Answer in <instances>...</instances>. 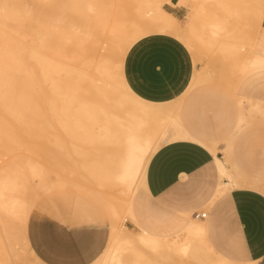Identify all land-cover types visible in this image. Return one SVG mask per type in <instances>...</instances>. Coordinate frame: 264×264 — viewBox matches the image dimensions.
Returning a JSON list of instances; mask_svg holds the SVG:
<instances>
[{"label":"bare ground","instance_id":"bare-ground-1","mask_svg":"<svg viewBox=\"0 0 264 264\" xmlns=\"http://www.w3.org/2000/svg\"><path fill=\"white\" fill-rule=\"evenodd\" d=\"M45 1L48 2L51 0H0V132H2L0 134H3L6 139L8 138L7 140L9 141V144L5 142L6 144H8V146L6 145V147H9L10 145H14V146H17V148L18 146H20L23 148L26 147V149H30V150H35L39 147L41 148V146L42 147L45 146L46 141L44 143L42 142L44 141V139L45 140L47 139V143L50 145L51 142H54L53 139L51 141L50 135L57 133L56 136L58 137V132L59 134L61 133L60 135H62V133H66L64 135H66L65 138L67 139H69V136L72 137V139H69V140L64 141L62 139L59 141L60 143L61 142L67 143L66 141L70 143L69 141H71L70 144L73 145L74 149L78 147L76 143L78 144V142L79 143L83 142L84 145L83 143H81L82 146H80L79 144V146L82 148L86 144L85 140L89 139L87 140L91 142L89 144H92L93 142V144H95L98 147L99 157L96 160V162L93 164L87 163L88 166L82 165V169L86 170L85 172H83V178L87 179L89 182H92L95 184L97 183L98 185L102 187L104 186V188L106 186V187H113V188L119 187L121 188V190L126 189L127 192H129L128 195L127 193L126 195L129 197L130 196L129 194H131V197H130L131 199L129 198L123 210L131 218V220L135 223V219L133 215L132 199L136 192L137 186H141L145 184L147 169H148V165H149V162L152 156L162 146L166 145L167 143H171V142H174L180 139V135L178 132L180 130L182 131L183 128H182V125L180 124L179 117L176 116V114L175 116L172 114V111L170 110L171 107H169L170 104L166 107H163V105L161 104H154L153 102L152 103L147 102L139 98L137 95H135L130 90V88L125 82V79L122 73H120L119 71L113 73L111 71V67H110L111 62L122 63L124 46L128 45L131 42L130 37L132 36L134 37L138 34L137 30L132 28L133 32L129 33V30L127 31L129 26L124 27V22L120 23V25L118 26L116 23L115 25L117 27H115L114 30H111V26H113L112 23L110 26L111 21L108 22L106 21L107 19L103 20L104 22L106 21L105 23L106 25H107V22L109 23L108 25V27L110 26L109 30L112 31L111 32L113 34L112 38L114 37L112 43L114 42L113 45L115 46L113 47V49H111V51L109 49L110 55L106 57H103L101 55L99 56L101 58L106 59L104 60V62L101 63V65L95 64L93 61L94 60L93 56L95 57V55L99 54V48L97 47V44L95 42H97L98 46H100V43H101L100 40L105 38L104 37L105 35H103V33L101 34V29H99L100 31H98V33L96 32V30L98 29L96 30L89 29V31L84 30V32L86 33L88 32L87 34L88 38L86 37L87 35L83 33L86 39H81V40H80V37L82 33H79L77 31L80 36L78 35L79 38H76L75 35L73 37H69L68 36L69 33H64L63 31L64 33L63 37L64 36L65 37H64V40H61L63 38H60V42H61L60 45L67 44V46L65 47L61 46L60 49L65 48V50H62L65 52L64 54L63 53L61 54L59 52L57 53L56 52L57 50L54 49V51L56 50L54 53L52 49L51 51L54 53L53 54L50 51V49L52 48L54 39L48 36H50L49 33H52V34L55 33V35H57L58 32L56 31L57 34L56 32H49L45 36L46 29H47L46 27H50L49 25H56L55 22L56 20L58 21V18L56 19L57 16H60L59 19L61 20L63 18L66 19V17L69 16V18H67V21L69 20L72 21V22L69 21V23H71V26H74V24L76 26L78 23H74L73 18L70 15H66V16L65 14L62 15L63 12L59 10V8H57L56 6L52 5L51 2L48 3L49 4L48 5L47 2L45 3ZM69 1H73V0H69ZM76 1H80L78 3H83L84 5H86V7L87 5H89L90 10L92 11H95V10L101 11L102 10L101 8H100L101 10L98 7H95L97 9H92L93 7L91 8V6L100 5L99 7H101L105 0H76ZM251 1H252L251 2L252 11H249L250 12L249 19L252 21H256L258 26L262 28V30L264 31V25L262 24L264 20V0H251ZM140 2H142V5L144 7L143 11L140 10V8L142 7L141 5H140L141 7L137 6L139 5ZM235 2H238L240 4V2H243V0H235ZM123 3L124 4L128 3V5L131 4L128 0L126 1V3L125 2ZM135 3H138V4H135ZM134 4L137 6V8H139V10L136 9L137 12L139 11V13L136 12V16L134 15L135 11L133 10V3H132V6H131L132 9L129 8L130 6L128 7V9H131V11L125 9L127 7H124V13H127L125 11L127 10L128 14H124L123 21L126 18L125 21L130 22L132 15H134V18L136 19L135 22H141L143 20H159L163 24H170V23L177 24V22L179 21L175 15L166 11L158 3L151 6L149 5L150 3H147L146 0H138V1L136 0V2L134 1ZM76 6H79V5H76ZM89 7H87V12L91 14L92 12L90 13V11L88 10ZM194 7L197 13L192 16H187V21H186L187 26H193L192 24L194 23V20L196 21L199 17L202 16V13L201 12L199 13L202 7V0H196ZM74 9H77V8H74ZM107 9H104V10L107 12L108 11ZM59 11L62 12V14L60 12L62 16L59 14L57 15L55 14V12L59 13ZM103 11H101V13H97L99 14L97 16L98 21H95L96 18H93L95 16L92 17V15H95V14H91L90 17L92 18L90 17L89 18L91 21L92 19L94 21L91 22L88 18L89 23L90 22L92 24L95 23V25L96 26L98 25V27L103 26L102 19L104 18H102L101 16V14H103L102 13ZM132 11L134 13H132ZM77 12H79L78 9H77ZM85 12H86V9H85ZM106 12L105 14H107ZM52 14L55 19L51 21ZM110 15L112 16V13ZM73 17H75V15ZM76 17H77V14H76ZM86 17L84 19L87 21ZM64 19L62 21L59 20L58 22H60L61 24H64L63 22L65 21ZM250 20L248 21L251 22ZM52 22H54V24ZM131 22L133 21L131 20ZM72 23L74 24L72 25ZM90 25L88 24L87 26H90ZM195 26L196 25L193 26V29ZM103 27H102V30L104 31ZM125 28H126V31H125ZM217 28L215 26L216 30L219 29ZM90 30H92L93 32L97 34L100 33V35H96ZM215 33L219 34L220 32L216 31ZM61 34L60 35L58 34V38L59 36L62 37ZM92 34H94L95 36L92 37L93 36ZM97 36H99L101 39L100 38L98 39ZM91 37L95 38V40L97 39L98 41H95ZM108 39H111V37ZM260 40H261L262 46H264V34L263 36H261ZM58 42L59 40H57V43ZM110 42L109 44L108 43L107 44L109 46H112ZM70 43H73V44L75 43L77 45L80 43L82 45L83 43V46H84L83 48L85 49V51L84 50H81V51L85 53V57L88 58L92 56L91 60H89L90 58L89 59L82 58L83 62L85 60L86 61H85L84 72L81 74L77 72L74 68V65L71 64V60L72 59L76 60V58H72V56L70 55L74 53V52L73 53H70V52L74 51L75 48L78 49L79 45L75 48H72V50H70L69 52V49L67 47H69ZM219 47L220 48L218 49H220V53L221 51L222 52L225 51L224 54L221 53V55L222 54L224 55V56L222 55L223 58H226V59L231 58L230 61L225 59L226 61H228L229 64H231L232 63L231 61L234 60L235 58L234 57L235 54L233 52L235 50L233 49V45L229 46V50H227L228 48L227 49L223 48V45ZM236 47H237V44H236ZM66 48L68 51L66 50ZM221 48H223L224 50ZM239 50L240 48H237L238 53H240L241 50L243 49H241L240 51ZM49 51L51 52V54L48 53ZM230 54L231 56L229 57ZM241 54H243V51L241 52ZM63 55H66L68 57L67 59L70 62H66L67 61L65 59L66 57L64 58ZM69 57L72 59H70ZM222 57H220V59ZM254 58L252 57V59ZM262 58H264V56ZM60 59H63V60L60 61ZM236 59L241 60V58L239 59L236 58ZM62 61H65V63H68L70 66H68L67 64H64V62L62 64L61 63ZM237 62L241 66L240 62L236 61V63ZM263 63H264V60L255 59L251 61L250 64L253 65V67L255 66L264 67ZM230 68L232 67L230 66ZM240 68L241 67H239V71H241ZM199 72H198V75L201 73ZM202 74H205V73L202 72L201 75ZM223 75H224V72H223ZM148 99H151V98H148ZM173 103L171 105H173ZM251 105L253 106L254 104H251ZM255 113L256 115L257 113L259 115L260 114L263 115L264 108H256L254 115ZM48 114H50V116L51 115L53 116V118L51 116L52 119L57 117L55 119H57L56 121L59 122L58 123L59 125L56 123L57 126L54 125L55 123L53 124V127L52 125H48V126H51V128L58 127L56 129L61 128L60 130L61 131L63 130L62 132H60L59 130L58 132H56L57 130L53 129L55 130V132L51 134V131H52L51 129V131L48 133L50 135L47 134V127L42 123V120L47 119L46 121H48L49 118H46L49 116ZM63 118H67V119L72 118L76 120V123L72 121L69 126V123L67 121H66L67 123L63 122L64 121ZM78 120H81V121L79 122ZM84 120H88V122L90 121L87 125L88 127L87 126L85 127L83 125L85 123ZM77 121L79 122V124H81L80 126H77L78 124ZM48 122L51 123V121H48ZM72 123H74L75 125L71 126ZM96 123L98 126L99 125L101 126L102 124L103 130L101 127L100 128L103 132L100 129H98L99 127L95 125ZM96 127H98L97 129L101 133H105L106 139L105 138L103 139L102 136H100L102 137V139H100L99 135L96 136L97 134L96 132H98ZM87 128H88V132H87ZM177 128L178 130H176ZM94 132H95L94 136L99 138V139L96 138L97 139L96 141H93L94 137L92 134H94ZM78 134H83L84 141L83 139H81V137H79ZM87 136H89V138H87ZM46 137H48L50 140ZM60 137H63V135L59 136V138ZM75 137L76 138L79 137L80 139L76 143L74 141L76 140ZM98 140H102V141H98ZM0 142H2V140ZM72 142H74L77 147H74V143ZM96 143H98V145L107 144L109 147L104 146V145H103L104 147L103 146L101 147V146H98ZM92 145H87V147L88 146L92 147ZM14 146H12V148ZM63 146L64 145H62V148H64ZM96 146L94 147L93 151H95V148H97ZM90 147L85 148V150L87 149V151H89L88 149H90ZM47 148H48L47 150H49V148L51 147H47ZM6 149H3V150L6 152ZM8 150H11V149L8 148ZM51 150L52 149H50L49 151ZM85 150L84 152L81 151L80 153H77V154H79V156L81 155L84 158L85 156L84 153L86 152ZM67 151L69 152V150ZM215 151L216 150L214 149V152ZM47 152L48 151H46V153ZM0 153L2 154V151H0ZM9 153L10 152H8V154ZM11 154H13V152H11ZM18 155H16V159H18L17 161L13 159L16 162H14L13 160L10 161V162L15 163L14 165L11 163V165L14 166V167H11L12 169H8L6 171H5L6 168H4V170L0 169V171L1 170L3 171V172H0V245H1L0 248L2 250V253H4L6 252L5 250L7 249L6 248L7 246L12 247L19 241L25 240L24 245H26V248L30 251V253L34 257L32 255L31 256L39 261V259L35 256V254H33V251L29 249L28 242L26 243L27 240L25 238V233L27 230L26 228H27L28 219L31 215L30 214L31 202H32V198L34 197L32 195V192H29L30 191V181L33 178H35V176H41L42 172L40 171L42 170L41 169L38 170L37 168L38 166L35 167V165L34 166L31 165L29 166V168L28 166H26L28 168L27 172H25L26 170L23 172L22 165L23 167H25L24 164L26 163V161L24 163L23 162L24 160L22 161L19 158L20 156L22 158V155H19V157L17 158ZM62 155L61 154L59 155L62 157V159H59L60 161L64 159ZM89 155L90 153L88 154V156ZM53 156L51 157L53 158ZM68 156L70 157L71 154H69ZM72 157L73 156H71L68 159L71 160ZM68 159L66 158V160ZM10 162L7 164V166L10 164ZM217 162H218V166H219V170H220L222 178L229 179L228 184H226L227 183L226 182L224 185H222L221 190H219L218 193H222V191H227L235 187H239L242 182L237 180L234 177L231 170L226 166V163L218 158H217ZM87 171L89 172V174L87 176H84ZM43 183H45V181H43ZM74 183H77V182H75L74 180ZM83 183L85 182L83 181ZM89 186H86V187L88 188ZM255 187H258V186H255ZM87 190L89 191L91 189H87ZM111 199H114V197ZM116 206L118 207L120 205H116ZM116 215L117 213L115 212L113 216H116ZM121 228L122 230H119L121 232L118 233L116 226L113 227V230L111 233L113 237H110L113 240H112L111 246L109 245L110 248L108 249L106 255L102 258V264H129V263L130 264H192L191 263L192 261L189 263L187 262V260L185 261L184 259L189 258L193 260L194 263L196 262L198 263V262H203L206 259L211 258V255H213L214 253V251H212L211 247L207 244L206 241H203L204 245H202L200 242L197 243L193 240H188L187 238H180L178 234L171 236V237H168V236L161 237V236H157V235L147 232L148 230L147 231L140 230L139 232L134 234L132 233L131 229H129L126 225H122ZM20 237L22 238L21 240H19ZM24 250H25V247H24ZM145 250H150L153 252V254L151 256L146 255ZM3 256L4 254L1 257ZM127 257L130 259L129 263H126V260H125ZM177 257L180 259L177 260L176 259Z\"/></svg>","mask_w":264,"mask_h":264},{"label":"crops","instance_id":"crops-1","mask_svg":"<svg viewBox=\"0 0 264 264\" xmlns=\"http://www.w3.org/2000/svg\"><path fill=\"white\" fill-rule=\"evenodd\" d=\"M179 1L166 7L180 19L185 6ZM198 71L188 47L171 34L148 35L125 56L122 73L130 90L154 104L178 102L183 128L180 139L149 162L141 185L146 200L133 202L135 225L171 237L176 226L194 222L221 262L264 264V116H243L237 97L219 82L192 85ZM217 158L227 162L239 187L218 193L229 179L222 178ZM205 209V219L196 217ZM80 217L33 214L28 233L37 256L46 264H90L103 254L109 232L102 215Z\"/></svg>","mask_w":264,"mask_h":264},{"label":"rangeland","instance_id":"rangeland-1","mask_svg":"<svg viewBox=\"0 0 264 264\" xmlns=\"http://www.w3.org/2000/svg\"><path fill=\"white\" fill-rule=\"evenodd\" d=\"M126 1H124V0H105L103 5L101 4L102 5L101 7H99L100 5H96V6L92 5L91 6V8L93 7L92 9H97L95 7H98L99 9L101 8L102 9V10L100 9L101 11L108 8L107 12L104 10L107 14H105V12L103 11L102 12L103 14H101V16H102V18H104V19H102V21L106 20V19H107L106 21H108V22L111 21L110 26H111V23L114 26V28H113V26H111V30H114L115 27L120 25V23L124 22V27L129 26V28L127 29V31L129 30V33L133 32V29L137 30V32H138V34L136 36L130 37L131 42L128 45L124 46L122 63L111 62L110 67H111V71L113 73H115L117 71L122 73L123 62H124L125 56H126L127 52L129 51V49L132 47V45H134L136 42H138L142 38H144L148 35H151V34H156V33L171 34V35L175 36L176 38H178L179 40H181L188 47V49L192 53L195 61L199 64L200 72L205 73V74L201 75V73L198 71L200 74L198 75V72H197V74L194 78L193 85H195L196 83H199L200 81L203 82V81H209V80L219 82V83L225 85L237 97L239 104H240L241 112L243 113V116H245V117H248L250 115H254L256 108H264V107H262V106H264V67H262L261 65H260L261 67H259V66L253 67V65L250 64L251 61H253L255 59L264 60V58H262L264 56V52H263L264 46H262L261 40H260L261 36H263V34H264V31L262 30V28H260L258 26L256 21H252L249 19V17H250L249 11H252V6H251L252 1L251 0H243L244 3L240 2L241 5L238 2H235V0H202V7L199 11V13L200 12L202 13V16L199 17L196 21L194 20V23L192 24L193 26L196 25L194 27L195 30L193 29V26H187L186 21H187V16H192V15L197 13L195 10V7H194L196 0H185L182 3H180L181 0L179 1V5L185 6V11L182 13V17L180 19L177 18L179 20L177 22V24H172V23L163 24L159 20H143L141 22H135L136 19L134 18V15L136 16V12H137L136 9L139 10V8H137V6L141 5L142 7L141 6L140 7L142 9L140 8V10L141 11L144 10L142 2H140L139 5L136 6L135 4H138V3L134 4V1L136 2V0H134V1L128 0L131 3V4L129 3L130 5H128V3H126ZM146 1H147V3H150L149 5H151V6L158 3L166 11H168L166 4L171 3L172 0H146ZM46 2L47 1H45V3ZM50 2L52 3V5L56 6L57 8H59V10H61L63 12V14L61 11H59V13L55 12L56 15L57 14H59V15L65 14V16L70 15L73 18L74 23H78L76 26L74 23H72V25L74 24L75 27L71 26V23H69V21H71V20L67 21V18H69V16H67L66 19H64L63 17L62 18L68 23L63 21L64 24H61L58 21L59 20L62 21L63 19L62 20L59 19L60 16H57V17L55 16L56 19L58 18V21L56 20V22H57V23L55 22L56 25H49L50 27H46L47 29H46L45 36L49 32H56L57 31L59 35L62 33L61 34L62 37L59 36V38H58L57 32H56L57 35H55V33L54 34L49 33L50 36H48V37H51L54 39V43H53L50 51L52 49H53L52 51H54V49H56L57 51L56 50L55 51L57 53L59 52L61 54L62 53L64 54L65 51H62V50H65V48L60 49L61 46L62 47L67 46V44L60 45L61 44L60 38H63L61 40H64V37H65V36L63 37L64 33H69L68 34L69 37H73L75 35L76 38H79V36H80L78 34V32L82 33V35L80 37V40H81V39H86V37L88 38V35H87L88 32L86 33V32H84V30L89 31V29H94V30L98 29V30H96V32L98 33V31H100L99 29H101V34L103 33V35H105L104 37L107 39H105V38L101 39L99 36H97L98 39L99 38L101 39L100 40L101 41L100 46H98V43L95 42L97 44V47L99 48V54L95 55V57L93 56L94 63L101 65V63L104 62V60H106V59L101 58L99 56L101 55L103 57H106V56L110 55L109 49L111 51V49H113V47L115 46V45H113L114 42L112 43L114 37L112 38L113 34L111 33L112 31L109 30L110 26L108 27V25H109L108 22L106 25L105 24L106 21L105 22L103 21L102 25L104 27L103 26L98 27V25L96 26L95 23L94 24L91 23L92 21H94L93 19H92V21L90 20V18H92L93 16H95L93 18H96L95 21H98L97 16L99 14H97V13H101V11H97V10L92 11V10H90L89 5H87V7H89L88 10L90 11V13L92 12L91 14H95V15H92V17H90L91 14H89V12H87L86 5H84L83 3H78L80 1H76V0L75 1L74 0L73 1L51 0V1H48L47 4ZM72 2H74V3H72ZM123 2H125L126 4H124ZM132 3H133V10L135 11V13L132 11V13H134V15L131 16V19L129 17L130 22L125 21L126 18L123 21L124 14H128L127 10L131 11ZM75 4L79 5V6H76ZM243 4H244V6H243ZM52 5H51V7H52ZM81 6L82 7L85 6V7L82 8ZM102 7H104V8H102ZM124 7H127V8H125V9H127V10H125L127 13H124ZM128 7L131 9H128ZM74 8H77L79 12H77V9H74ZM242 8H244V9H242ZM53 9H55V8H53ZM85 9H86V12H85ZM240 10H241V12H240ZM60 12H61V14H60ZM83 13H85V14L87 13V14L85 15ZM109 13L110 14L112 13V16ZM137 13H139V11ZM76 14H77L78 18L76 17ZM74 15H75V17H73ZM52 16H53V14L51 15V21L53 19H55L54 16L53 17ZM71 17H70V19H71ZM85 17L87 18V21L84 19ZM74 18H75V20H74ZM88 18L91 21L90 23H89ZM111 18H112V20H111ZM131 20L133 22H131ZM248 20H250L251 22H249ZM52 23L54 24V22H52ZM86 23H87V25L88 24L89 25L91 24V25L87 26ZM116 23H117V26L115 25ZM96 24H98V23H96ZM262 24L264 25V20H263ZM99 25H101V24H99ZM79 26H81V27H79ZM215 26H216V28L218 27L219 29L217 28L218 30H216ZM55 27H56V29H55ZM102 27H103L104 31L102 30ZM107 27H108V29H107ZM189 28H190V30H189ZM71 30H73L74 32ZM63 31H64V33H63ZM81 31H83V32H81ZM90 31H92V30H90ZM125 31H126V28H125ZM216 31L220 32V33L217 34V33H215ZM252 31H253V33H252ZM83 33L87 36L85 37V35H83ZM93 33L96 35H100V33L99 34H97L95 32H93ZM106 33H107V35H106ZM214 33L217 35H215ZM94 34H92L93 35L92 37L95 36ZM110 34H111V36H110ZM109 36L111 37V39H108V38H110ZM124 36H125V34H124ZM48 37H46V38H48ZM92 39L95 40V38H92ZM55 40H56V42H55ZM57 40H59L58 43H57ZM95 41H98V40L96 39ZM104 41L105 42L107 41V42L105 43ZM109 42L112 46L108 45ZM230 44L233 45V49L235 50V51H233L235 54L234 55L235 58L233 57L235 62H234V60H232L231 64L228 63V61H230L231 58L226 59V58L222 57V55L225 53V51L224 52L221 51V53H223L221 55L220 49H218V48H220L219 46L223 45V48H225V49L228 48L227 50H229V46H232ZM236 44H237V47H236ZM241 44H243V45H241ZM78 45L75 43L74 44L70 43V45H69L70 48L69 47H67V48L69 49V52H70V50H72V48H75L77 46L79 47L78 49L75 48L76 51L74 50V51L70 52V53H73V52L75 53V54L73 53L70 55L72 56V58H76V60L75 59L73 60L72 58H70L71 56L69 58L72 59L71 64L74 65L75 70L81 74L84 72V69H85V61L86 60L83 62V59H89L90 58L89 60H91L92 56L86 58L85 53L83 51H81V50L85 51V49L83 48L84 47L83 43H82V45H81V43ZM67 48H66V50H67ZM223 48H221V49H223ZM237 48H240V50L243 49V50H241V52L243 51V54H241V52L238 53ZM255 50H257L260 53H258ZM50 51L48 52L49 54H51V52H52V51L51 52ZM55 51H54V53H55ZM45 52H47V51H45ZM256 52H257V54H256ZM82 53H84V54H82ZM239 54H240V56H239ZM66 55H63L64 58L66 57L65 59L67 61L66 60L65 61L70 62L67 59L68 55L67 56ZM74 55H75V57H74ZM77 56H78V58H77ZM230 56H231V54L229 55V57ZM232 56H233V54H232ZM220 57H222V58L220 59ZM252 57L253 58L255 57V58L252 59ZM236 58H238V59L241 58V60H237ZM225 59L228 61H226ZM61 60H63V59H60V61ZM65 61H62L61 63L63 64V62H64V64H67L68 66H70L68 63H65ZM236 61H239L241 66L239 65L238 62H237L238 63L237 64ZM87 62H88V60H87ZM89 63H91V62H89ZM228 64L232 68H230V66ZM247 65H248V67H247ZM239 67H241L240 68L241 71H239ZM223 72H224V75H223ZM221 73H222V75H221ZM227 73H229V74H227ZM122 75H123V73H122ZM195 79H196V81H195ZM242 86H245L247 88L246 92H241ZM258 101H259V103H258ZM175 103H177V104H175ZM175 103H173V105H171L172 103H167L166 105L161 104V105H163V107H166L170 104L171 106L169 105V107H171L170 110L172 111V114L174 116H175V114H176V116H178V112H177L178 102H175ZM251 104H254V105L252 106ZM172 106H173V108H172ZM48 115H47L48 117H46V118H49L48 121H51V123L53 122L52 124L50 122L46 121L47 119L42 120V123L47 127V134L51 131V129L53 131V132L51 131V134L54 133L55 130H57L56 132H58V130L60 132H62L63 130L61 131L60 130L61 128L56 129L58 127L54 126L55 128H51V126H48V125H52V127H53L54 123H55L54 125H56V123L57 124L59 123L56 121L57 119H55L57 117H55L54 118L55 120H54V119H52L53 118L52 115H51L52 118H51L50 114H48ZM255 115H256V113H255ZM257 115L259 116L258 113H257ZM262 116H264V114ZM63 120H64L63 121L64 123L67 121L69 123V126H70V123L72 121H74L76 123V120H74L72 118H70V119L63 118ZM78 121L80 122L81 120H78ZM79 122H78L77 126L81 125V124H79ZM84 122L85 123L83 125L86 127L90 121L88 122V120H84ZM72 125L74 126L75 124L72 123L71 126ZM95 125H97V123ZM98 127H96V129L98 128L101 130V128H102V130H103L102 124H101V126L99 125ZM53 129H55V130H53ZM98 129H97L98 132H96L97 133L96 136L99 135L100 139H102V137H103V139L104 138L106 139L105 133H101ZM176 130H178V128ZM87 132H88V128H87ZM104 132H105V130H104ZM0 133H2V132H0ZM56 134L57 133H55L53 135L48 134V135H50L51 141L53 139L54 142H51L49 145L47 143V139L46 140L44 139V141H42V142L44 143L46 141L45 146H43V147L41 146V148L39 147L35 150L26 149V147L23 148L20 146H18V148H17V146H14V145H10L9 147H6V145L8 146V144H9V141L7 140L8 138L6 139L3 134H0V141L1 140H2V142L4 141L3 143L0 142V145L3 144V145H1L2 147L0 146L1 147L0 151H2V154L0 153V169L4 170V168H6L5 171L8 169H12L11 167H14L13 165L15 163L10 162V161H12L13 159H15L17 161L18 159H16V155L19 154V155H22L23 159L21 158V156L19 157V155L17 156V158L19 157L22 161L24 160L23 161L24 163L26 161V163L24 164L25 167H23V165H22L23 172L25 170H26L25 172H27L29 166H31V165H33V166L35 165V167L38 166L37 167L38 170H40V169L42 170V171H40V172H42L41 176H35L36 179L33 178L32 179L33 182H32V180L30 181V191L29 192H32V195L34 197L32 198L31 212H30L31 215L28 219L27 228H26L27 230L25 233V238L27 240L26 243L28 242L29 249H31L33 251V254H35V256L39 259V261L37 259L33 258L34 256L26 248V245H24L25 240H21L22 238L20 237L19 240H21V241H19L16 244L14 242L15 245L12 247L7 246L6 247L7 249L5 250L6 252L2 253V250L0 248V264H42V263L46 264L35 253L34 248H33L31 241H30L29 233H28V224H29L30 218L36 212H43L46 214H51V215L59 216L62 218L67 217V218H71V219H75V220H77L80 216L83 217L84 215H87V214H90L93 212H96L97 214L102 215V218L108 227L109 239H108L107 246L105 248L106 250L103 252V254L101 253L102 255L100 254L101 256L99 255L90 264H102V258L106 255L108 249L111 246L112 240H113L110 237H113L111 233H112L114 226H116L118 233L121 232L119 230H122V228H121L122 225H126L129 229H131L132 233H134V234H136L137 232L140 231V229L138 227H136L135 223H133L131 218L123 210L125 208V204L127 203L129 198L131 197V194H129L130 195L129 197L127 196L129 192H127L126 189L121 190V188H119V187L113 188V187H106V186L104 188V186L102 187V186L98 185L97 183L95 184V183L89 182L87 179L83 178V172H85L86 170L82 169V165L88 166L89 163L93 164L96 162V160L99 157L98 156V154H99L98 147L95 144H93V142H92L93 145L89 144L91 142L87 141V140H89V139H87V140H85V143H86L85 146L86 147L83 146L81 148L80 146H82L81 143H83V142L80 141L81 143H79L78 141L80 140L79 137H81V139H83L84 136H83V134H78L79 137H77V138L75 137L76 140H74L75 138L73 139L75 141V143L78 142V144L76 143V145L78 147L75 145L74 142H72V143H74V147H77L74 149L73 145L70 144L71 141H69L70 143H68V141H66L67 143L61 142L62 144L59 141L62 139L64 141L69 140V139H72V137L69 136V139H67V138H65L66 135H64L66 133H62L64 138L60 137L61 138L60 139L59 136H62V135H60L61 133L59 134V132H58V137L56 136ZM92 135L94 137L93 141H96L97 139H99L98 137L94 136L95 132ZM52 136H53V138H52ZM100 136H102V137H100ZM93 137H92V139H93ZM46 138H48V137H46ZM87 138H89V136H87ZM90 138H91V136H90ZM55 141L59 142L61 145ZM83 141H84V139H83ZM98 141H102V140H98ZM5 142H7L8 144H6ZM79 144H80V146H79ZM96 144L98 145V143H96ZM62 145H64L63 146L64 148H62ZM83 145H84V143H83ZM87 145H92V147L88 146V147H90V149H88L89 151H87V149L85 150V148H88ZM94 145L97 147V148H95V151H93L94 147H95ZM103 145L100 144L98 146L102 147ZM12 146H14V147L12 148ZM104 146L109 147L107 144ZM47 147H51V148H49V150L50 149H52V150L51 151L47 150L48 149ZM8 148L11 150H8ZM21 148L24 150H22ZM3 149H6V152L8 151L10 153L9 154H8V152L6 153ZM40 149H41V151H40ZM99 149H100V147H99ZM38 150H39V152H38ZM67 150H69V152ZM84 150L86 152L84 153L85 156L83 155L84 156V158H83L81 155L79 156V154H77V153H80L81 151L84 152ZM46 151H48V152L46 153ZM11 152H13V154H11ZM57 153L59 155L63 154L62 156L64 159L62 161L59 160V159H62V157L59 156ZM89 153H90V155L88 156ZM67 154L68 155L71 154V156H73L71 160L68 159L71 156L69 157ZM51 156H53V158ZM64 156H66V157H64ZM66 158L68 160H66ZM87 159H89V160H87ZM74 160H76V161H74ZM16 161H14V162H16ZM9 162H10V164L7 166V164ZM11 163L13 165H11ZM26 164H28V165H26ZM26 166H28V168ZM78 168H79V170H78ZM86 169H87V167H86ZM2 170L0 172H3ZM65 170H66V172H65ZM88 174H89V172L87 171L84 176H87ZM79 175H80V177H79ZM53 180H55V181H53ZM74 180L77 183H74ZM43 181H45V183H43ZM79 181L81 184L79 183ZM83 181L86 184L83 183ZM137 183H136V185H137ZM86 186H89V187L87 188ZM87 189H91V190L88 191ZM93 190H95V191H93ZM126 193H127V195H126ZM107 195H109V196H107ZM113 197H114V199H111ZM138 199L142 200V201L146 200L144 189L141 186H137V189H136V192L133 196L132 202H134ZM115 204L120 205L122 207H120V206L117 207ZM113 210H114V212H113ZM115 212L117 213V215L113 216ZM204 212H207V210L205 209ZM176 227H175V231H178L177 234L180 236V238H187L188 240H193L197 243L200 242L202 245H204L203 241L205 240V241H207V243L211 246L212 250L214 251L213 256L209 259H206L203 262L194 263L193 260H191L189 258H187V259L185 258L184 259L185 261L187 260V262H189V263L192 261L191 262L192 264H225V263L221 262L220 259L218 258L219 252L213 248L208 237L206 236V239H204L203 235L199 232V230H197L198 228H197L196 223L191 222L190 224L187 225L186 229L188 228L190 230L189 232H186L185 231L186 229H183V228H185V224L182 226V228H180L178 230H177L178 227L177 228ZM0 247H1V245H0ZM24 247H25V250L27 249L26 251L24 250ZM145 251H146L145 252L146 255L151 256L153 254V252L150 250H145ZM24 252H26L27 254ZM3 254H4V256L1 257ZM127 258L125 259L126 263H129L130 259L129 258L127 259ZM176 259L179 260L180 258L177 257ZM40 262H42V263H40ZM236 264H240V263H236ZM243 264H248V263L243 262Z\"/></svg>","mask_w":264,"mask_h":264},{"label":"built area","instance_id":"built-area-1","mask_svg":"<svg viewBox=\"0 0 264 264\" xmlns=\"http://www.w3.org/2000/svg\"><path fill=\"white\" fill-rule=\"evenodd\" d=\"M196 217L201 218V219H205L207 217V212H202L200 214H196Z\"/></svg>","mask_w":264,"mask_h":264}]
</instances>
